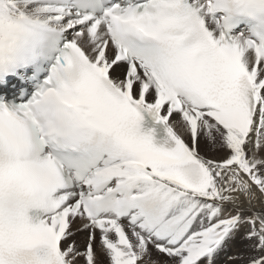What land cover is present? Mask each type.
Wrapping results in <instances>:
<instances>
[{
  "label": "snow or ice",
  "instance_id": "obj_1",
  "mask_svg": "<svg viewBox=\"0 0 264 264\" xmlns=\"http://www.w3.org/2000/svg\"><path fill=\"white\" fill-rule=\"evenodd\" d=\"M258 14L0 0V264H264Z\"/></svg>",
  "mask_w": 264,
  "mask_h": 264
},
{
  "label": "clouds",
  "instance_id": "obj_2",
  "mask_svg": "<svg viewBox=\"0 0 264 264\" xmlns=\"http://www.w3.org/2000/svg\"><path fill=\"white\" fill-rule=\"evenodd\" d=\"M237 20L240 24L244 25V31L248 36L255 39V36L252 34L256 33H264V14H258L253 17L249 16H238ZM53 103H56L55 97L52 98Z\"/></svg>",
  "mask_w": 264,
  "mask_h": 264
},
{
  "label": "bare ground",
  "instance_id": "obj_3",
  "mask_svg": "<svg viewBox=\"0 0 264 264\" xmlns=\"http://www.w3.org/2000/svg\"><path fill=\"white\" fill-rule=\"evenodd\" d=\"M261 204H264V201H260V202H256V209L259 211V210H264V209H261ZM153 255H155V253H153Z\"/></svg>",
  "mask_w": 264,
  "mask_h": 264
}]
</instances>
